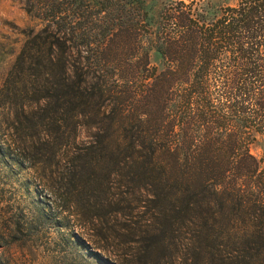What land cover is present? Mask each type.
<instances>
[{
    "label": "trees",
    "instance_id": "obj_1",
    "mask_svg": "<svg viewBox=\"0 0 264 264\" xmlns=\"http://www.w3.org/2000/svg\"><path fill=\"white\" fill-rule=\"evenodd\" d=\"M138 1L26 0L3 159L115 264H264V0H175L152 37Z\"/></svg>",
    "mask_w": 264,
    "mask_h": 264
},
{
    "label": "rangeland",
    "instance_id": "obj_2",
    "mask_svg": "<svg viewBox=\"0 0 264 264\" xmlns=\"http://www.w3.org/2000/svg\"><path fill=\"white\" fill-rule=\"evenodd\" d=\"M175 0H139L137 12L144 21L148 36L157 28L159 13ZM187 2L188 0H182ZM210 5L230 0H200ZM41 20L26 10V0H0V85L17 53L26 32L38 28ZM0 133V264H115L111 256L88 243V237L64 218L53 220L46 190L37 182L26 163L5 162L17 152L6 146ZM249 151L264 154V141L258 137ZM44 217L34 218L39 205ZM70 232L80 243L72 241Z\"/></svg>",
    "mask_w": 264,
    "mask_h": 264
}]
</instances>
